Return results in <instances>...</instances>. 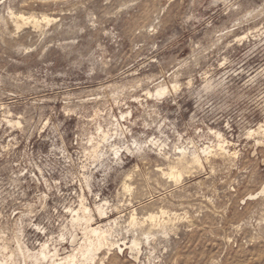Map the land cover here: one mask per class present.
<instances>
[{
	"label": "rangeland",
	"instance_id": "rangeland-1",
	"mask_svg": "<svg viewBox=\"0 0 264 264\" xmlns=\"http://www.w3.org/2000/svg\"><path fill=\"white\" fill-rule=\"evenodd\" d=\"M259 125L264 0H0V262L16 239L57 241L83 193L117 207L115 240L132 210L142 223L138 260L107 264H264V197L247 199L264 185ZM182 151L202 164L175 184L161 172ZM160 210L164 233L144 222Z\"/></svg>",
	"mask_w": 264,
	"mask_h": 264
},
{
	"label": "bare ground",
	"instance_id": "bare-ground-1",
	"mask_svg": "<svg viewBox=\"0 0 264 264\" xmlns=\"http://www.w3.org/2000/svg\"><path fill=\"white\" fill-rule=\"evenodd\" d=\"M42 20L47 23L50 22L46 18H43ZM14 22L17 27H19V22L22 24L32 23L34 27L39 26L38 21L31 18H24L21 15L15 16ZM166 93L167 89L161 88L156 92V95L157 97H161ZM258 132L264 133V125H259L257 131H249L248 136L258 134ZM102 138L103 141H105L107 134L102 133ZM220 139H222V137ZM225 144L226 142L223 141V143L218 145L217 149L227 155L228 151L225 150ZM133 145L134 150H137L138 143L134 141ZM109 147L111 150V155L114 157V159L121 161V148H117L115 145H110ZM162 147L164 146H161V148ZM123 149L126 152L131 151L128 146H124ZM210 153V147H205L201 154L205 157H208ZM89 154L92 159L98 160L99 162H101L104 157V154L99 151V144L97 143L93 145ZM201 164L202 162L199 154L193 151L191 154L187 155L186 152L182 151L180 152V156L177 158L176 162H172L170 165H168V172L161 173L162 176H165L175 184H178L181 181L183 173L192 167H201ZM128 178L129 176H126V180ZM84 183L86 189L88 192H90L89 178H84ZM122 188L124 191L130 190V187L126 181L122 183ZM78 197L79 204L77 209H73L71 207L66 209L65 213L69 216V219L62 227L57 241H54L52 244H49L52 242V240H47L46 242L40 243L38 250L32 252L24 243L16 239L15 250L9 257L11 260L10 263L1 260L0 264H107L109 262V258H115V252L122 254L125 250H129L130 254L133 256V259L137 261L142 244L141 239H138L137 229L142 223H140L136 217V210H132L129 219L130 221L127 225L130 226L131 229H135L134 233L132 234V239L128 244L125 241H121L119 239L115 240V237H113L115 232L114 230L119 226V218L110 220L109 213L112 212V210L116 211L117 207L112 208V205L104 199H99L98 202L93 205V207H89L86 204V199L83 193H81V195ZM258 197H264V185H262L256 193L248 195L247 199L254 200ZM166 214L167 212L162 210H160V212L157 214L149 213L144 219V222H149L153 227L160 228L162 233H164V226L167 222H164L163 220L160 221V219ZM105 220H108L109 222L107 221V224H99ZM140 235L142 237L144 236L143 240H148L152 234H144L143 232ZM65 246L69 247L67 252V248H64Z\"/></svg>",
	"mask_w": 264,
	"mask_h": 264
}]
</instances>
